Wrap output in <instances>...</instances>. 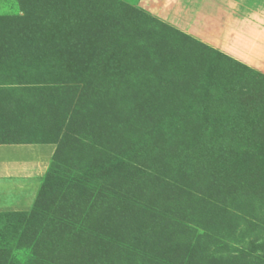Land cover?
<instances>
[{"label": "rangeland", "instance_id": "obj_1", "mask_svg": "<svg viewBox=\"0 0 264 264\" xmlns=\"http://www.w3.org/2000/svg\"><path fill=\"white\" fill-rule=\"evenodd\" d=\"M147 3L0 0V264H264V74Z\"/></svg>", "mask_w": 264, "mask_h": 264}, {"label": "crops", "instance_id": "obj_2", "mask_svg": "<svg viewBox=\"0 0 264 264\" xmlns=\"http://www.w3.org/2000/svg\"><path fill=\"white\" fill-rule=\"evenodd\" d=\"M147 4L164 21L264 74V0H148ZM43 150L38 145L0 144V212L30 202L37 189L30 177L47 160Z\"/></svg>", "mask_w": 264, "mask_h": 264}, {"label": "trees", "instance_id": "obj_3", "mask_svg": "<svg viewBox=\"0 0 264 264\" xmlns=\"http://www.w3.org/2000/svg\"><path fill=\"white\" fill-rule=\"evenodd\" d=\"M214 49V48H213ZM216 50V49H215ZM216 51H218V50H216ZM218 52H220V51H218ZM221 53V52H220ZM223 54V53H222ZM223 55H225V54H223ZM225 56H227V55H225ZM228 58H230V59H232V60H234V61H236V62H238V63H240V64H243V63H241V62H239V61H237V60H235V59H233V58H231V57H229V56H227ZM244 66H246V67H248L247 65H245V64H243ZM63 107H64V109L66 108V106L65 105H63ZM62 108V107H61ZM69 137H70V135H68ZM67 136V137H68ZM64 138V137H63ZM59 155V157L60 156H62L63 155V153L62 152H59L58 154H57V156ZM58 159V158H57ZM69 161L72 163L73 161L74 162H76L75 161V159H69ZM68 161V162H69ZM92 165L93 166H96V160L94 159V160H92ZM94 169V168H93ZM119 211L122 213V214H124V213H126V211H125V204L122 206V207H120L119 208Z\"/></svg>", "mask_w": 264, "mask_h": 264}]
</instances>
